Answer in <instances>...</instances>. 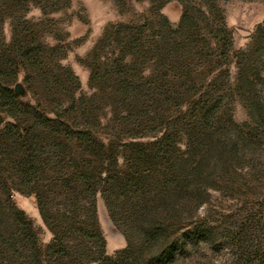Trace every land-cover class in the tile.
<instances>
[{"label": "rangeland", "instance_id": "1", "mask_svg": "<svg viewBox=\"0 0 264 264\" xmlns=\"http://www.w3.org/2000/svg\"><path fill=\"white\" fill-rule=\"evenodd\" d=\"M0 264H264V0H0Z\"/></svg>", "mask_w": 264, "mask_h": 264}, {"label": "trees", "instance_id": "2", "mask_svg": "<svg viewBox=\"0 0 264 264\" xmlns=\"http://www.w3.org/2000/svg\"><path fill=\"white\" fill-rule=\"evenodd\" d=\"M185 21H186V13L184 12L183 13V16H182V19H181V22H180V28L181 26L183 27V25L185 24ZM118 27L120 26H117L116 28L119 29ZM111 31V30H110ZM116 31V30H115ZM124 44L122 45V48H126L129 47L130 49H136L137 47V40H136V37L134 34H130L124 38ZM121 39V40H122ZM39 210H40V213L41 215L43 216V210H42V206L41 204H39ZM24 214V213H23ZM22 220V219H21ZM22 226H23V230L25 231V233H27V237L26 238H30L32 236V233L30 234V231H31V228H32V223L30 220H22ZM165 223L164 221H162L159 217L153 219V223L151 224V227H150V234L152 236V238L154 239H159L162 237V246H161V252H160V257H167L169 254L172 253V245L173 244H169V242H167V238L164 237L166 236L165 234V227H164ZM53 232V235H54V239H53V243L52 245L49 247L48 249V252H49V256L51 257H54L55 255H62L64 252H66V249L68 248L67 244L59 238L58 236V233ZM99 240V248L100 251L99 253L102 254L103 252V248H104V239L99 235L98 237ZM65 255H67L65 253Z\"/></svg>", "mask_w": 264, "mask_h": 264}]
</instances>
